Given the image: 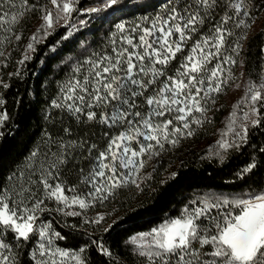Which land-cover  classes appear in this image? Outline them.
<instances>
[{"label": "snow or ice", "instance_id": "1", "mask_svg": "<svg viewBox=\"0 0 264 264\" xmlns=\"http://www.w3.org/2000/svg\"><path fill=\"white\" fill-rule=\"evenodd\" d=\"M73 3L74 0H50L52 8L43 9L41 30L45 35L54 23L71 14ZM119 3L120 0H105L102 8L86 11L100 12ZM216 3L217 0H191L182 6H173L168 9L167 16L156 15L150 27L136 25L128 30L124 23L117 24L119 33H128L122 36L123 44L114 46L111 54L96 60L88 59L86 73L80 78L73 77L62 86L63 103L53 101L54 107L65 108L78 121L80 114H84L88 122L95 121L118 131L115 134L104 132L107 143L103 150L86 139L68 143L63 138L53 140L56 151L49 149L42 158L37 151L31 152L29 160L32 164L27 174L14 172L7 177L8 181H15L11 187L0 185V231H10L16 240L27 241L37 233L41 240H48L49 246L39 245L41 259H36V253H33L36 264H66L69 259L84 264L80 256L83 248L77 253L50 246L51 225L37 224V213L43 210L45 200L55 201L63 208L78 205L85 209L90 203L86 202L87 197L103 200L129 183L139 187L135 177L145 167L146 160L158 155L165 144L176 146L179 137L192 136L190 125L202 123L194 114L203 116L208 110L206 104L212 99L211 94L222 92V86L228 83L227 79H221L224 71L221 61L236 63L231 56H222L226 38L232 35L224 27L231 16L223 17L208 35L201 34L199 39H193L204 25L208 10ZM245 3L246 0H238L231 4L236 15L242 11L245 16L252 15ZM252 6L256 7L254 3ZM35 7L28 0L18 3L17 0H0V31L12 33L16 40L21 39L10 26L18 24L25 11ZM241 25L251 27L243 20L237 27ZM10 39V36L5 37L9 42ZM32 40H37V36L33 35ZM189 42H192L190 47ZM241 47L237 43L233 51L238 55L237 50ZM28 49L34 50L31 43ZM178 56L181 57L178 66L170 70ZM214 60L217 62L210 68ZM75 71L80 72V67ZM262 101L264 77L259 85L252 81L248 83L241 101L249 104V112L244 113L245 120L249 119V113L258 115L256 105ZM237 107L239 104L234 106L227 132H223L218 141L224 151L239 147L236 140L230 142L223 138L228 133H234L240 142L246 139V125H241L239 132L233 127ZM6 118V114L0 116V123ZM258 122L252 121L253 125ZM64 132L70 134L67 128ZM85 145L87 156L81 153L80 160L86 159L88 167L85 169L81 164L77 169V183L69 185L60 179L61 169L69 162H77L69 149H83ZM94 151L96 155H93ZM254 167L255 164H251L244 171L250 172ZM80 185L89 189L86 194L77 192ZM66 191L72 195H66ZM191 203L194 206H185L179 217L130 238L137 246L138 255L146 258V264H264V190L232 199L213 197ZM63 208L56 210L63 211ZM65 214L79 215L76 212ZM102 219L101 216L95 222ZM55 235L63 239L59 233ZM100 248L105 255H110L102 245ZM0 264H14L11 247L3 239H0Z\"/></svg>", "mask_w": 264, "mask_h": 264}, {"label": "trees", "instance_id": "2", "mask_svg": "<svg viewBox=\"0 0 264 264\" xmlns=\"http://www.w3.org/2000/svg\"><path fill=\"white\" fill-rule=\"evenodd\" d=\"M28 2L35 5V9L26 11L12 29L21 39L16 40L12 33H8L10 42L5 40L0 51L3 53L0 55V100L3 101L0 116L6 114L7 117L0 123V185L9 187L15 183L7 180L9 175L14 172L27 174L29 171L31 152L37 151L42 158L49 149L57 150L53 140L63 138L68 143L86 139L89 144L95 143L99 150H103L107 143L104 132L115 134L118 129H109L95 121L88 122L84 114H80L78 121L65 108L54 107L53 101L63 103L62 86L73 77L80 78L86 73L88 59L111 54V49L118 47L120 37L127 32L119 33L117 24L130 25L128 30L136 25L150 27L156 15L167 16L169 8L182 6L191 0H120L119 4L100 12L84 11L81 19L85 23L81 25L56 26L48 29L47 35L41 30V22L43 9L49 8L50 0ZM235 2L238 0H217L216 5L208 10L200 31L193 36L195 40L201 34L208 35L223 17L231 16L224 27L232 35L226 38L222 56H231L238 68L229 66V75L228 63L221 61L229 86L236 83L242 74L249 81H258L264 70V10H261L264 0H246L245 8L252 13L251 16H245L243 11L236 15L231 7ZM96 4L102 8L104 3L79 0L78 7L87 10ZM200 11L203 14V9ZM242 20L251 27H237ZM245 33L246 38L241 39ZM33 35L37 40H32ZM29 43L34 50L28 49ZM237 43L242 45L237 50L238 55L233 51ZM187 50L186 47L185 52ZM180 58L178 56L170 70L178 66ZM77 67H80V72L75 71ZM5 84L8 87L5 88ZM216 96L206 106L208 110L200 125L204 134L209 133L203 137L206 141L217 138V130L222 128L224 118L230 112L227 96ZM258 110L259 122L247 128L246 139L238 142L239 147L217 153L209 143L207 146L204 142L180 143L176 150L164 152L162 157L154 155L145 164L135 177L139 187L129 183L103 200L87 197L86 202L90 203L85 209L75 205L63 208L55 201L45 200L43 210L37 213V222L51 225L50 246L77 253L83 248L80 256L84 264H146V258L138 255L131 237L149 232L166 219L179 217L185 206L193 205L191 202L194 200L200 201L202 196L213 193L245 196L264 190V101L259 102ZM65 128L70 130V134L64 132ZM86 148L87 145L83 149H69L77 157V162H69L61 169L60 176L69 185L77 183V169L81 164L85 169L88 167L86 159L80 160L81 153L87 156ZM96 154L94 151L93 155ZM251 164L255 167L245 172ZM88 190L84 185L77 188V192L85 194ZM66 194L72 195L67 191ZM58 207L63 211H57ZM67 212L79 215H66ZM101 216L103 219L96 223ZM0 239L10 245L14 264H36L32 257L36 253V259H39L40 243L49 246L48 240H41L38 233L24 241L16 240L10 231H0ZM100 245L110 255H105ZM5 254L8 253L5 251Z\"/></svg>", "mask_w": 264, "mask_h": 264}, {"label": "rangeland", "instance_id": "3", "mask_svg": "<svg viewBox=\"0 0 264 264\" xmlns=\"http://www.w3.org/2000/svg\"><path fill=\"white\" fill-rule=\"evenodd\" d=\"M96 1H101L103 3L105 2V0H96ZM18 2H19V0L17 1V3ZM78 2H79V0H74V3H73V9L74 10L71 12V14H69L66 19H60L58 22L54 23L52 29L54 27H56V26L57 27L58 26H63V25L68 26V25H71V24L72 25H76V24L77 25H79V24L81 25V24L85 23L84 20L81 19V15L83 14L84 11H86V9L85 8L81 9L80 7H78ZM98 6H99V4L98 5L96 4L94 6H91L90 8H94V7L98 8ZM49 8H52L51 4L49 5ZM5 10H8V6L7 5H5ZM43 24H44V21L42 20L41 26ZM125 26H126V29L130 28V25L129 26L125 25ZM10 27H12V29H13L14 26H10ZM7 35H8V32L0 31V51H1V48L3 47L2 44L5 42V37ZM120 42L121 43L118 45V47H120L123 44L122 37H120ZM214 65H215V63L212 62V64H210L209 67L211 68ZM227 65H228L227 66L228 70H229V66H232L233 68H238L236 65H233L231 63H228ZM238 71H239V69H238ZM227 73H229V71H227ZM262 77H264V70H263V73H262V75L260 77V80H258V81L254 80V83L259 85L261 83ZM221 79H227L225 71H223V73L221 74ZM248 83H249V80L246 79L243 76V74H242L241 76H239L238 81L236 83H234L232 86H229V81H228L227 84L222 86L223 87V91L222 92H220V93H212L211 94L212 98L217 97L216 95H220L222 97L223 96H227V103L229 104L228 105V109L230 111L224 118V121H223V124H222V128L217 130L218 131L216 133L217 138H211L208 141H206L207 139H203V137H204V135L207 137V135H209V133H206V134L203 133V131L201 130L202 127H200V125H202V123L198 124V125L197 124H191L190 127H191V129L193 131V135L192 136H181V137H179V143L176 146H172L171 144H165L164 149L160 150L158 155L160 157H162L164 152L166 153V152H171L172 150H176L179 147L180 143H185V142L192 143V141L193 142L195 141L197 143L204 142L205 146H207L208 143H209L210 148L212 150H214L215 152H217V153L224 152V150L219 147L218 141H220L222 139V135L221 134L223 132H227V125L229 123L230 118L233 116V111H234V106L235 105L239 104V107L235 108V124L233 125V127H234L236 132L241 131V125H246L247 128H248L249 126H251V124H253L252 123L253 120H258L259 112H258V115H252L251 113H249V119L248 120L244 119V113L245 112H249V104L247 102L241 103V101H242L243 97L245 96V92H246ZM210 100L211 99L208 100L206 106L208 105ZM256 107L259 109V102L257 103ZM194 115L196 117H199L201 120H203V118H204V116H201L200 113H195ZM185 131H187V130H185ZM223 138L227 139L230 142L233 141V140H236L237 143L240 142L239 138L236 137L234 133H228V135L224 136ZM149 160L150 159L146 160V163H148ZM143 169L144 168H142L140 171H142ZM65 194H66V192H65ZM213 197L232 199V198H236V197H242V195L241 196L230 195V194L220 195V194L213 193V194H210V195L202 196L201 200H203L205 198H213ZM73 206H71V207H73ZM75 206H78V205H75ZM193 206L194 205H191L189 207H193ZM167 220H169V219H166L165 222ZM37 224L41 225L40 222H37ZM150 231H151V229H150ZM147 239L150 240L151 238L149 237ZM134 246H136V244H134ZM38 258L41 259L40 256H38ZM66 264H76V262L71 260V259H69L68 261H66Z\"/></svg>", "mask_w": 264, "mask_h": 264}]
</instances>
